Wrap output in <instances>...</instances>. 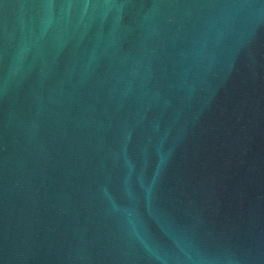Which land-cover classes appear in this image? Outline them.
Masks as SVG:
<instances>
[{
    "label": "water",
    "instance_id": "95a60500",
    "mask_svg": "<svg viewBox=\"0 0 264 264\" xmlns=\"http://www.w3.org/2000/svg\"><path fill=\"white\" fill-rule=\"evenodd\" d=\"M0 264H264V0H0Z\"/></svg>",
    "mask_w": 264,
    "mask_h": 264
}]
</instances>
